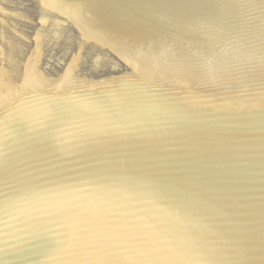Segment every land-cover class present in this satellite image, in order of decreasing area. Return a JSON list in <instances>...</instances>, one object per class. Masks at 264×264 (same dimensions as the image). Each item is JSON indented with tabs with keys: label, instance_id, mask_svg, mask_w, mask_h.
<instances>
[{
	"label": "water",
	"instance_id": "1",
	"mask_svg": "<svg viewBox=\"0 0 264 264\" xmlns=\"http://www.w3.org/2000/svg\"><path fill=\"white\" fill-rule=\"evenodd\" d=\"M0 264H264V0H0Z\"/></svg>",
	"mask_w": 264,
	"mask_h": 264
},
{
	"label": "snow or ice",
	"instance_id": "2",
	"mask_svg": "<svg viewBox=\"0 0 264 264\" xmlns=\"http://www.w3.org/2000/svg\"><path fill=\"white\" fill-rule=\"evenodd\" d=\"M97 239H98V237H97V233L95 231H92L89 229L84 230L83 241L85 242V244L95 243L97 241Z\"/></svg>",
	"mask_w": 264,
	"mask_h": 264
}]
</instances>
